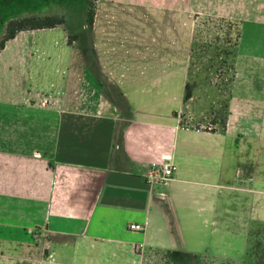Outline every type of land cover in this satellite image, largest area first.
<instances>
[{"label":"crops","instance_id":"1","mask_svg":"<svg viewBox=\"0 0 264 264\" xmlns=\"http://www.w3.org/2000/svg\"><path fill=\"white\" fill-rule=\"evenodd\" d=\"M96 3L92 27L22 31L0 52V264H199L210 246L192 240L264 223V0ZM200 18L239 25L209 129L175 114ZM166 158L175 177L149 183Z\"/></svg>","mask_w":264,"mask_h":264},{"label":"rangeland","instance_id":"2","mask_svg":"<svg viewBox=\"0 0 264 264\" xmlns=\"http://www.w3.org/2000/svg\"><path fill=\"white\" fill-rule=\"evenodd\" d=\"M97 0H0V37L6 25L26 17L55 16L80 31L87 20L89 3L96 13ZM239 25L222 19L200 18L194 35L192 62L183 74V107L176 112L180 124L192 128H215L227 114L235 72ZM222 227V226H221ZM213 239L192 240L210 246L209 256L199 264H264V223L225 225ZM143 264H189L176 261L170 252H156Z\"/></svg>","mask_w":264,"mask_h":264},{"label":"trees","instance_id":"3","mask_svg":"<svg viewBox=\"0 0 264 264\" xmlns=\"http://www.w3.org/2000/svg\"><path fill=\"white\" fill-rule=\"evenodd\" d=\"M95 11L89 3V9L87 12L88 26L92 27L94 24ZM65 24L64 19L57 18L55 16L48 17H26L22 19H16L10 21L7 26L4 35L0 39V52L5 48L6 43L12 40L18 33L27 30L37 29H49L55 28Z\"/></svg>","mask_w":264,"mask_h":264},{"label":"built area","instance_id":"4","mask_svg":"<svg viewBox=\"0 0 264 264\" xmlns=\"http://www.w3.org/2000/svg\"><path fill=\"white\" fill-rule=\"evenodd\" d=\"M178 170L177 164L171 158H166L163 162L153 163L150 169V174L146 177L149 183L166 184L172 180ZM130 230L137 233L144 231V225L133 223L130 225Z\"/></svg>","mask_w":264,"mask_h":264}]
</instances>
